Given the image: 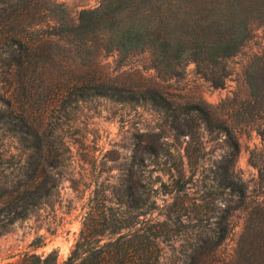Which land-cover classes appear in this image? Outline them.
<instances>
[{"label":"trees","instance_id":"obj_1","mask_svg":"<svg viewBox=\"0 0 264 264\" xmlns=\"http://www.w3.org/2000/svg\"><path fill=\"white\" fill-rule=\"evenodd\" d=\"M145 5L143 0H104L96 10L82 11L77 26L57 32L47 21L46 0H0V138L16 145L14 152H0V235L49 204L59 186V170L73 157L62 128L51 123L53 113L60 115L57 120L66 119L93 99L149 107L174 139L185 140V148L181 153L157 138L142 150L141 162L151 167L143 183L133 179L131 166L126 178L95 185L79 236L63 264H162L165 243L178 244L186 258L182 264H212L211 254L226 239L233 212L247 209L248 187L235 169L239 127L233 114L240 115L248 103L253 117L262 122L256 130L264 142V56L255 55L256 62L246 66L241 98H227L215 107L182 100L118 70L125 58L146 51L163 79L178 76L177 70L189 61L210 87L223 89L230 64L244 55L253 27L264 24V0H202L179 11L175 28L164 36L148 32L149 23H143L149 22L143 18ZM62 33L78 42L98 44L92 67L57 59L50 45L46 59H39L36 43ZM101 53L102 58L116 53L120 63L116 76L100 65ZM169 68L177 70L162 75ZM40 80L48 95L45 103L35 106L32 84ZM202 133L224 137L221 153L206 175L204 162L210 161V153ZM249 163L264 189V159L252 151ZM191 186L208 187L207 193L214 197L225 195L217 231L201 225L206 214L197 209L202 199L189 198ZM160 197L169 201L161 199L158 204ZM258 198L262 200L257 199L254 217L246 215L237 264H264V190ZM5 264H57V253H26L20 261Z\"/></svg>","mask_w":264,"mask_h":264},{"label":"rangeland","instance_id":"obj_2","mask_svg":"<svg viewBox=\"0 0 264 264\" xmlns=\"http://www.w3.org/2000/svg\"><path fill=\"white\" fill-rule=\"evenodd\" d=\"M143 1L146 2V8L142 10L143 18L149 20L143 23H149L148 32L164 36L167 30L175 28L179 11L202 0H164L161 5L155 0H152L151 4H148L149 0ZM46 2L48 23L54 31L63 32L71 26H77L82 11H94L104 0H46ZM150 7L153 9L150 10ZM122 23L124 25L125 20H122ZM251 37L247 48L243 50L244 55L237 57L230 64V76L223 89L210 87L209 83L197 74L195 65L189 61L178 70L169 68L161 71L165 76H171L176 70L178 73V76L163 79L153 68L154 59L146 51H136L132 56L125 58L118 74L157 85L182 100L201 101L215 107L227 98L231 101L241 98L246 66L253 60L256 62V56L260 58L264 56V24L257 27L255 25ZM46 40L49 44L47 41L36 43L39 46L37 51L39 59H46L50 45L57 59L66 58L68 63L78 66H93L97 43L81 40L78 42L64 33ZM102 55L104 54L101 53L99 57L100 65L104 66V71L111 77L116 76L115 69L120 64L116 53L105 58H102ZM169 65L171 66V63ZM252 71L251 66L249 72ZM32 88L36 91L34 105L45 103L48 95L45 82L43 80L33 82ZM241 110L240 115L233 114V122L239 127L236 134L239 155L235 169L240 172L248 187L249 200L246 210L242 211V208H239L233 212L229 219L230 230L226 239L211 254L212 264H237L240 259L238 255H242L246 215L249 218L254 217L257 199L262 200L258 197L264 190L256 183L258 177L256 168L249 163V154L252 151L256 153L257 158L264 159L262 155L264 142L256 130L262 122L253 117L252 107H249L248 103H245ZM59 116L53 113L51 123H58L55 124L56 127L62 128L61 131L66 143L71 147L73 157L67 163V167L59 170L61 171L58 176L59 186L49 204L36 210L28 219L15 223L9 232L0 235V264L18 262L26 253L45 255L51 251L57 253V264H63L79 236L82 217L86 211L85 204L95 185H98V188L100 184H112L119 178H126L127 170L131 166L136 173L133 179L143 183L151 167L146 168L141 162L142 150L145 146L153 144L157 138L159 143L164 142L171 149H177L181 153L185 148V140L174 139L165 128L160 115L149 107L93 99L80 105L66 119L57 120L55 117ZM223 138L202 133V141L210 153V161L204 162L206 171H203V175L208 173L210 163L221 153L224 146ZM15 146L11 140L0 138V152H14ZM154 178L155 175L151 177L152 180ZM206 185L207 181L204 186ZM204 186L201 188L191 186L189 198L192 201L202 199V203L197 202L201 205L197 208L198 211L206 214L201 225L217 231L216 222L222 215L225 195L211 196L207 193L208 187ZM161 199L169 201V198L160 197L158 204L162 203ZM36 243H41L42 246L34 248ZM185 259L177 243L162 245V264H182Z\"/></svg>","mask_w":264,"mask_h":264}]
</instances>
